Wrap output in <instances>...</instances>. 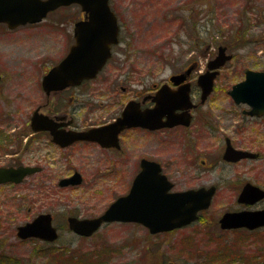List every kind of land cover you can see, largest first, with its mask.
Masks as SVG:
<instances>
[{
  "label": "rangeland",
  "instance_id": "374dc122",
  "mask_svg": "<svg viewBox=\"0 0 264 264\" xmlns=\"http://www.w3.org/2000/svg\"><path fill=\"white\" fill-rule=\"evenodd\" d=\"M109 4L123 25L122 40L105 68L104 79L97 82L126 78L144 84L161 82L192 63L197 65L198 74L222 45L232 59L220 68L212 92L214 100L204 108L214 110L217 121L222 122L219 128L234 136L238 146L253 142L260 147L264 127H252L248 134L245 128L237 130L241 121L237 112L233 118L227 114L233 107L226 92L242 80L244 69L264 70V0H109ZM80 17V6L71 5L55 10L34 26L12 31L0 26V74L6 76L0 88V164L35 161L33 156L39 159L43 153H25L21 126L29 117L31 104L43 100L36 90L37 82L46 69L66 55L70 33L66 36L64 32L71 31V22ZM58 23L63 27H57ZM236 30L244 36L237 37ZM17 92H24V97L14 98ZM199 141L204 148L223 145L204 130ZM213 157H196L188 164L179 149L173 148L172 162H167L172 163L169 172L178 188L216 184L218 190L201 213V222L170 233L150 234L141 225L121 222L107 223L94 236L83 239L69 232L67 216L85 218L102 213L117 196L127 192L131 171L125 173L122 182L106 183L98 178L101 171L95 163L86 167L80 159L72 158L71 165L84 179L80 187H59L60 179L71 173L64 168L66 160L16 186H2L0 264H225L228 258L220 247H227V242L218 219L226 210L239 207L236 197L243 182L264 186V157L235 165ZM202 160L204 164L199 162ZM42 212L54 214L59 228L54 250H44L47 244L16 236L17 227ZM199 246L206 251L204 258L198 256ZM232 251H240L246 259L244 264H264V229L245 233L239 248Z\"/></svg>",
  "mask_w": 264,
  "mask_h": 264
},
{
  "label": "flooded vegetation",
  "instance_id": "af4514ba",
  "mask_svg": "<svg viewBox=\"0 0 264 264\" xmlns=\"http://www.w3.org/2000/svg\"><path fill=\"white\" fill-rule=\"evenodd\" d=\"M110 10L115 15L111 4ZM51 13H48L45 18ZM80 16L81 17L76 22H71V31L64 32L66 36H69L70 33V41L67 44L66 55L62 57L57 64L67 56L70 48L76 43L75 34L77 23L88 21L81 6ZM115 17L117 26L116 42L110 43V55L95 77L82 79L79 84L76 85H69L58 89L49 88V90L46 91L43 86V79L47 76L49 70L57 66V64H55L46 69L45 73L37 82L39 86L36 87V90L42 94L43 100H38L35 104H31L32 107L29 110V117L21 126L23 132L20 134V137L22 138V141H24L22 149H25V153L28 151L31 153H35V151L39 153V151L42 150L43 153L40 158L36 159L34 155L33 158L35 161H24V163L23 161H18L14 162L15 164L8 163L7 165L0 164V168H18L21 166L35 170V172L30 173L28 176L23 178L24 180L29 176L46 172L50 170L49 168L51 166H58V163L61 164V160H66L64 168H68L67 170L71 173L62 177V179L58 182V185L61 188L80 187L84 182L80 170L71 165L74 162V160L72 161V158L80 159L79 161L86 167L93 166V163H95L101 171L97 174L98 178H103L106 183H111L113 180H119L118 183L122 182L126 178L125 173L127 171H131V179L127 187V192L117 196L118 198L128 195L131 185L134 180L138 178V175L143 171H148V169H144V167L148 168L153 165L159 166V173L164 175L170 184L171 189H169L168 193L215 187V194L218 190V186L216 184H203L196 187L192 186L182 189L178 188V183H176L172 177L173 175L169 172L170 165H172L173 148L179 149L181 157L188 164L193 163V160L196 157L200 158L202 156H207L209 158L213 156V154V159L217 158L221 162H225L228 165H235L245 160L256 161L264 157V133L262 135L263 142L260 143V147L257 145L253 146V142L248 143L244 147L238 146L233 140L234 136L232 137L227 135L226 132L219 128L222 122L219 123V121H217L218 119L214 110H206L204 108L208 103L214 100L212 92L215 90V86L213 84L214 87L212 91L208 96H206V99H203L201 97L202 89L198 85V79L200 77L199 75L206 73L209 61L215 59L216 56L214 58H210L205 64V69L199 71L198 74L196 73L197 65L192 63L187 65V67L182 71L169 75L166 80L161 82L155 81L144 84L138 80H130L128 78L123 79V81L120 82H115L113 80L97 82L98 80L100 81L101 79H104L103 75L105 68L114 58L117 53L115 50L121 44V32L123 25H119L117 15H115ZM34 24H25L12 29H9L6 24L3 23H1L0 26L4 25L7 30L12 31L25 26H34ZM57 27H63L62 23H58ZM62 30L64 29L62 28ZM222 67H224V65ZM246 70L251 69L246 68L243 70L244 76L242 77V80L239 81L241 83L246 79ZM252 70L258 72L264 71ZM218 76L214 79V81L218 78ZM5 77V75L0 74V88L5 81ZM133 84L139 87L134 88ZM230 90L226 92L227 96H229L228 93ZM18 93L19 92L15 93L14 98L22 99L24 92H22V95L21 93ZM261 95L262 106H264V92ZM29 97H32V95L30 94ZM229 98L230 106L233 107V109L227 110V114L233 118V113L235 114L237 112L236 115L239 116V120L241 121V123L236 126L237 130L245 128L248 134V132H251L252 127H264V110L260 115H251L250 112L252 111V107L248 103L236 104L231 96H229ZM231 126L233 127L234 125L232 124ZM203 130L206 131L209 136L219 138L223 142V145L219 144L218 146L204 148L201 141H199L203 134ZM91 135H95L96 138L91 139L89 137ZM227 148L242 151L246 150L255 154V157H245V159H241L236 162L227 161L224 158ZM184 152H186V154ZM43 159L45 160L43 161ZM69 160L72 161V163H70ZM167 161L171 162L169 163ZM199 162L201 164L205 163L204 160ZM153 170H155V167H153ZM76 173L80 176V183L73 185L70 183L60 185L62 180H68ZM246 183H250L255 187H259L264 190V186L259 184H255L250 181H246L245 183L243 182L236 197V203L239 204V207L236 210H226V212H258L259 210L264 209V198L259 199L254 203V205H245L238 202V198L241 194L240 192ZM8 185L16 186L17 184L8 182L0 184V188ZM117 198H115L114 201H116ZM102 213L96 216H99ZM201 213L202 212L198 214L199 222L203 220ZM42 214L51 215L52 225L56 228L57 233L59 234V228L54 223V214L42 212L31 218L28 222H31L33 219ZM96 216L82 218L79 215H69L66 217L65 223H67V219L69 217H76L83 220L96 218ZM133 224L143 226L142 224ZM103 225L107 224H102L101 227ZM67 227L69 230L68 223ZM101 227H99V229ZM260 229H264V227H259V229L256 230L246 229L245 227L227 230L221 229V234L225 235L224 237L227 242V247H220L223 250V254L226 258H228L225 264H244L246 260L244 256L240 254V251L238 253H233L232 249L239 248V244L242 242V236H244L245 233H253L259 231ZM69 232L73 233L70 230ZM96 233L91 236H94ZM73 234L79 237V239L91 237L80 236L76 233ZM229 234L232 236H229ZM235 235L237 238L233 239ZM27 240H35L53 247L52 242L44 240L41 241L37 238H28ZM199 248L196 249L198 256L204 258L206 251L200 246ZM200 259H198V262H201Z\"/></svg>",
  "mask_w": 264,
  "mask_h": 264
},
{
  "label": "water",
  "instance_id": "95a60500",
  "mask_svg": "<svg viewBox=\"0 0 264 264\" xmlns=\"http://www.w3.org/2000/svg\"><path fill=\"white\" fill-rule=\"evenodd\" d=\"M109 0H0V24L5 23L9 29L34 24L44 19L47 13L59 7L78 4L86 14L88 21L77 23L76 43L70 48L67 56L56 67L49 70L43 79L44 89L60 88L79 84L82 79H90L100 71L110 55V43L116 42V17L110 10ZM226 47L219 46L215 59L209 61L206 73L199 75L198 85L202 89L201 97L206 99L213 89L218 70L230 61L232 54L225 53ZM246 79L236 83L229 91L236 104L248 103L252 107L251 115H260L262 93L264 92V71L246 70ZM86 136V135H85ZM84 136V137H85ZM83 137V138H84ZM91 139L95 135L89 136ZM245 157H255L249 151L227 148L224 158L236 162ZM145 166V165H144ZM155 167V170H153ZM148 171L138 175L126 196L118 197L105 211L91 219L69 217V230L80 236L93 235L102 224L112 222H134L142 224L150 234L173 231L197 220L198 212L207 209L213 198L215 187L193 191L171 192L170 184L164 175L159 173V166H151ZM31 168H0V184L13 182L19 184L30 173ZM80 176L76 173L61 184H78ZM143 179V182H142ZM151 185V186H149ZM238 202L254 205L264 198V190L250 183L242 188ZM223 230L258 229L264 227V209L258 212H226L218 221ZM16 236L20 239L37 238L54 242L58 238L57 230L52 225L50 214H42L31 222L21 224Z\"/></svg>",
  "mask_w": 264,
  "mask_h": 264
},
{
  "label": "trees",
  "instance_id": "16d2710c",
  "mask_svg": "<svg viewBox=\"0 0 264 264\" xmlns=\"http://www.w3.org/2000/svg\"><path fill=\"white\" fill-rule=\"evenodd\" d=\"M236 32H237V34H236L237 37L240 36V35H243V34L240 33L241 31H237V30H236ZM243 36H244V35H243ZM241 37H242V36H241ZM37 249H38L37 247H34V248H33V251L36 252ZM54 249H55L54 247L48 245V248H46V249H44V250H54ZM76 261H78V260H74V261H72V262L75 263Z\"/></svg>",
  "mask_w": 264,
  "mask_h": 264
}]
</instances>
